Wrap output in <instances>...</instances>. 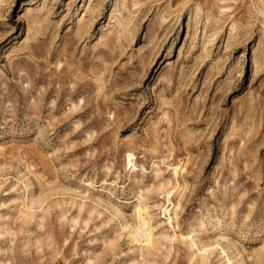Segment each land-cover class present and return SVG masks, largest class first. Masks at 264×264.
I'll return each mask as SVG.
<instances>
[{
  "label": "rangeland",
  "instance_id": "rangeland-1",
  "mask_svg": "<svg viewBox=\"0 0 264 264\" xmlns=\"http://www.w3.org/2000/svg\"><path fill=\"white\" fill-rule=\"evenodd\" d=\"M0 264H264V0H0Z\"/></svg>",
  "mask_w": 264,
  "mask_h": 264
},
{
  "label": "bare ground",
  "instance_id": "bare-ground-1",
  "mask_svg": "<svg viewBox=\"0 0 264 264\" xmlns=\"http://www.w3.org/2000/svg\"><path fill=\"white\" fill-rule=\"evenodd\" d=\"M139 213H140V212H139ZM142 222H143L144 226H145V225H146V226L148 225V223H147L145 220H142ZM145 222H146L147 224H146ZM147 228H148L147 230H149V231H148V233H147L146 235H144V236L146 237L145 242L149 243V242H150V236H151V229H150L151 227L148 226ZM133 241H134V240H133ZM133 241H132V242H133Z\"/></svg>",
  "mask_w": 264,
  "mask_h": 264
}]
</instances>
